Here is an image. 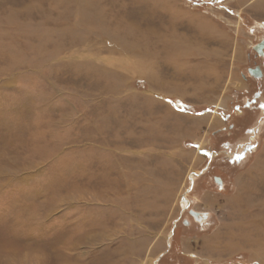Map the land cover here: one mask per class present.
Returning <instances> with one entry per match:
<instances>
[{"label": "rangeland", "instance_id": "374dc122", "mask_svg": "<svg viewBox=\"0 0 264 264\" xmlns=\"http://www.w3.org/2000/svg\"><path fill=\"white\" fill-rule=\"evenodd\" d=\"M262 39L264 0H0V264H264Z\"/></svg>", "mask_w": 264, "mask_h": 264}, {"label": "water", "instance_id": "95a60500", "mask_svg": "<svg viewBox=\"0 0 264 264\" xmlns=\"http://www.w3.org/2000/svg\"><path fill=\"white\" fill-rule=\"evenodd\" d=\"M253 51L260 57H264V39H262L259 43H257L256 45H254L252 47ZM247 73L253 77V78H261L262 77V72L259 68V66H255L253 68H249L247 69ZM213 181L216 185H221V179L218 177L213 178ZM189 215L198 222V217H201L203 215V218H207L206 217V213H198L196 211L193 210H189L188 211Z\"/></svg>", "mask_w": 264, "mask_h": 264}, {"label": "bare ground", "instance_id": "6f19581e", "mask_svg": "<svg viewBox=\"0 0 264 264\" xmlns=\"http://www.w3.org/2000/svg\"><path fill=\"white\" fill-rule=\"evenodd\" d=\"M255 79H257V78H255ZM197 212V211H196ZM199 213V212H198ZM198 222H201L202 221V216L201 217H198Z\"/></svg>", "mask_w": 264, "mask_h": 264}]
</instances>
